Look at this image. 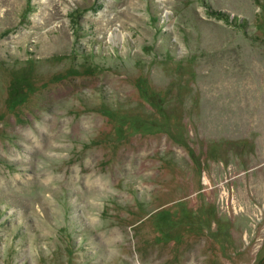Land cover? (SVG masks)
<instances>
[{"label": "rangeland", "instance_id": "374dc122", "mask_svg": "<svg viewBox=\"0 0 264 264\" xmlns=\"http://www.w3.org/2000/svg\"><path fill=\"white\" fill-rule=\"evenodd\" d=\"M0 264H264V0H0Z\"/></svg>", "mask_w": 264, "mask_h": 264}]
</instances>
